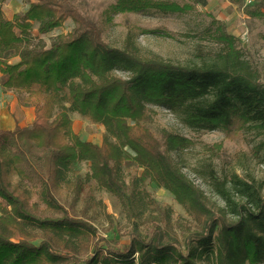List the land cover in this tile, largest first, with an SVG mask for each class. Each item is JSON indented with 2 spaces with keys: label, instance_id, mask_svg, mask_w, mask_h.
Instances as JSON below:
<instances>
[{
  "label": "trees",
  "instance_id": "1",
  "mask_svg": "<svg viewBox=\"0 0 264 264\" xmlns=\"http://www.w3.org/2000/svg\"><path fill=\"white\" fill-rule=\"evenodd\" d=\"M257 1L264 7V0ZM66 21L70 31L60 32L50 45L32 46L34 29L44 35ZM117 68L130 76H118ZM0 71L4 86L26 93L25 102L35 111L31 125L0 128V264H200L204 252L214 264L264 262L263 186L236 175L239 199L220 190L235 217L215 212L145 123L147 104L156 103L178 112L191 127L214 129L235 118L264 133V86L232 44L205 64L143 58L131 47L106 42L99 26L71 0H34L12 19L0 8ZM71 112L103 124L102 143L82 139ZM167 138L172 147L185 141L175 134ZM81 161L89 162L90 178L101 188L129 204L120 171L123 164L137 163L139 179L171 193L200 230L182 240L153 218L151 234H143L134 219L123 248L101 237L83 254L97 228L56 196L63 184L75 182L72 175ZM28 183L62 216H42ZM81 188L75 186V198Z\"/></svg>",
  "mask_w": 264,
  "mask_h": 264
},
{
  "label": "rangeland",
  "instance_id": "2",
  "mask_svg": "<svg viewBox=\"0 0 264 264\" xmlns=\"http://www.w3.org/2000/svg\"><path fill=\"white\" fill-rule=\"evenodd\" d=\"M32 1L2 0L3 17L12 19L16 13L25 12ZM71 2L82 15L99 26L106 42L112 46L131 47L143 58L180 65L205 64L217 60L232 44L251 63L258 81L264 86V7H259L257 0ZM16 31L20 33L19 28ZM68 31L69 21L44 35L34 29L32 46L50 45L60 32ZM114 72L121 77L130 76L121 68ZM4 78L0 77V109L7 108L13 125H5L6 118L0 116V128L31 125L35 111L25 102L27 94L4 86ZM147 109L146 125L160 139L173 162L204 192L206 204L212 210L227 212L229 219L235 217L220 190L227 189L233 199H239L235 192L236 175L261 184L264 194V133L251 122L244 124L233 118L227 125L204 129L188 126L178 112L165 105L148 103ZM71 118L74 131L82 139L102 143L106 134L103 124L93 123L77 112H71ZM170 134L180 135L185 141L172 147L167 138ZM75 167L76 173L72 175L75 182L63 184L56 196L72 214L97 228V234L90 238V247H83V254L92 251L93 243L101 237L106 238L109 245L123 248L130 240L134 219L140 222L143 234H151L153 218L182 240L190 232L200 230L198 222L171 193L155 182L139 179L142 169L137 163L123 164L120 171L132 204L121 201L90 178L89 162H77ZM78 183L82 188L75 198L74 188ZM29 190H33L30 184ZM31 196V202L37 203L42 216H62V212L47 207L34 190ZM205 256L206 252L198 258L200 264H214Z\"/></svg>",
  "mask_w": 264,
  "mask_h": 264
},
{
  "label": "crops",
  "instance_id": "3",
  "mask_svg": "<svg viewBox=\"0 0 264 264\" xmlns=\"http://www.w3.org/2000/svg\"><path fill=\"white\" fill-rule=\"evenodd\" d=\"M2 76V73H1V71H0V77ZM13 107V106H12ZM12 109H14V107L13 108H11V110ZM0 116H2V117H5L6 118V123H5V125H8V126H12L13 125V120L9 117V115H8V110H7V108H6V110H5V108H1L0 109ZM11 119V121H12V124L10 125V122H9V119ZM35 118V114H34V117H33V119ZM17 125V124H16ZM22 126V125H21ZM16 127V126H15ZM11 129V128H10Z\"/></svg>",
  "mask_w": 264,
  "mask_h": 264
}]
</instances>
